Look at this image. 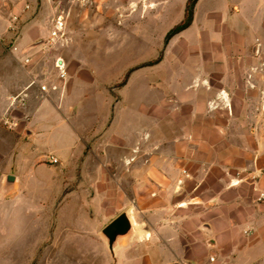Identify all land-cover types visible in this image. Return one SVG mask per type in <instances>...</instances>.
<instances>
[{
	"label": "rangeland",
	"instance_id": "obj_1",
	"mask_svg": "<svg viewBox=\"0 0 264 264\" xmlns=\"http://www.w3.org/2000/svg\"><path fill=\"white\" fill-rule=\"evenodd\" d=\"M19 1L20 20L24 15L40 20L37 30L44 42L33 51L47 58L40 70L70 83L49 89L47 97L59 107L73 101L75 113L62 109L67 121L47 102L43 115L30 122L32 142L21 127L0 118V264H153V229L165 224L167 213L165 205L158 207L155 222L156 157L186 179L177 184L191 201L190 215L197 213L192 200L198 198L199 184L205 177L212 184L215 177L200 172L214 159L198 158L196 125L166 126L154 118L164 107L155 90L160 76L197 68L208 51L201 43L205 26L165 44L188 0ZM201 9L198 22L207 25L222 68L254 71L249 80L264 86V0H205ZM58 18L64 21L63 35L52 41ZM16 45V39L7 42L2 53ZM161 55L162 61L152 64ZM248 100L264 101V95ZM173 103L179 109L181 103ZM260 115L251 111L252 132ZM166 135L173 141L167 143ZM31 144L35 148L29 152ZM167 144L172 157H159ZM7 175L18 178L15 190L5 189ZM161 176L176 180V175ZM174 197L175 202L182 198L180 193ZM125 212L133 231L112 254L102 230ZM196 225L189 221V228Z\"/></svg>",
	"mask_w": 264,
	"mask_h": 264
},
{
	"label": "crops",
	"instance_id": "obj_2",
	"mask_svg": "<svg viewBox=\"0 0 264 264\" xmlns=\"http://www.w3.org/2000/svg\"><path fill=\"white\" fill-rule=\"evenodd\" d=\"M20 3L19 0H0V118L6 124L21 127L32 142L35 132L30 122L43 115L48 108L47 102L60 112L63 119L62 109L70 114L75 111L73 101L68 106L59 107L56 100L47 97L51 95L49 89L65 88L70 83L64 85L55 72L40 70V63L47 59L33 52L44 42L37 30L40 20L38 17L29 20L26 15L20 20ZM203 4L205 0H199L191 26L173 38L203 25L201 43L208 46V51L203 52L195 70L183 67L176 74L160 76V85L155 90L161 94L159 101L164 107L156 109L154 118L165 120L166 126L175 123L196 125L199 129L196 138L198 158L214 159L207 161L200 172L215 177L212 184L206 181V177L199 184L198 198L192 200L198 204L197 213L190 215L188 206L191 201L187 196L184 199L185 188L177 184V181L183 184L186 179L170 163H162L156 157L157 164L153 168V174L157 176L153 184L155 222L158 221V207L165 205L167 213L165 224L153 229V264H264V203L257 202L259 191L264 190V101L248 100L249 95H264V86L259 87L249 80L254 77V71L232 66L222 68V59L211 49L215 44L211 41L210 31L205 29L207 25L198 22ZM13 39L17 42L15 50L2 53L4 45ZM42 87L49 92L43 91ZM237 94H246V97H235ZM176 100L181 105L175 110L173 102ZM253 110L261 111L255 132L248 129L254 124L249 119L253 121ZM65 119L69 121V118ZM165 141L172 142V136L166 135ZM34 148L31 144L29 152ZM172 152V146L167 144L164 154L159 157L170 158ZM162 173L176 175V180L164 181ZM8 176L11 175L5 176L4 187L15 190L18 178L14 176L16 180L9 186L6 182ZM162 191L166 193L165 204L159 202ZM176 193L182 196L179 202L173 198ZM189 221H196L198 225L189 228ZM131 234L120 237L111 253L120 240Z\"/></svg>",
	"mask_w": 264,
	"mask_h": 264
},
{
	"label": "water",
	"instance_id": "obj_3",
	"mask_svg": "<svg viewBox=\"0 0 264 264\" xmlns=\"http://www.w3.org/2000/svg\"><path fill=\"white\" fill-rule=\"evenodd\" d=\"M14 176H8L6 178L7 185L11 186L15 182ZM133 231V223L128 213H122L115 220H113L103 230V235L108 241L110 250L113 252V246L116 241L123 236L129 235Z\"/></svg>",
	"mask_w": 264,
	"mask_h": 264
},
{
	"label": "trees",
	"instance_id": "obj_4",
	"mask_svg": "<svg viewBox=\"0 0 264 264\" xmlns=\"http://www.w3.org/2000/svg\"><path fill=\"white\" fill-rule=\"evenodd\" d=\"M199 0H188L185 10L184 19L177 24L175 27H173L166 35L165 37V44H168V42L177 34L183 32L184 30L188 29L191 24L193 23L194 18V10ZM162 55L152 64H157L161 61ZM130 73H128L125 77L124 84L127 81V78Z\"/></svg>",
	"mask_w": 264,
	"mask_h": 264
},
{
	"label": "built area",
	"instance_id": "obj_5",
	"mask_svg": "<svg viewBox=\"0 0 264 264\" xmlns=\"http://www.w3.org/2000/svg\"><path fill=\"white\" fill-rule=\"evenodd\" d=\"M63 30H64V21L62 18H58L55 21L54 24V28L51 32V39L52 41H55L56 39H59L62 35H63ZM64 71L61 70V77H64ZM43 91H47L46 87H42ZM51 163L52 164H57L58 163V159L52 157L51 158ZM257 202L258 203H264V190H260L258 193V197H257Z\"/></svg>",
	"mask_w": 264,
	"mask_h": 264
}]
</instances>
